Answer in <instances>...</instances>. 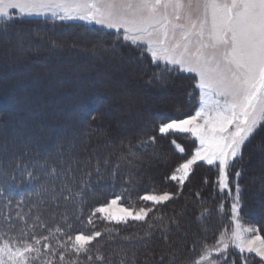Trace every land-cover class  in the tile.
Here are the masks:
<instances>
[{
	"label": "trees",
	"instance_id": "trees-1",
	"mask_svg": "<svg viewBox=\"0 0 264 264\" xmlns=\"http://www.w3.org/2000/svg\"><path fill=\"white\" fill-rule=\"evenodd\" d=\"M8 24L7 32L28 29L36 34L65 30L66 33L62 35H65L71 43L81 41L82 35H87L91 37V42L114 47L111 52L115 55L122 53L123 61H134L135 69L144 65L143 71L136 72V76L142 83L149 80L151 84L149 91L155 92L156 87L159 86V82L153 80V73L162 71L164 65L157 67L152 63L149 55L141 56V52L144 51L142 47L125 41L117 43L116 33L82 23H63L54 20L19 18L9 21ZM50 38L52 41L56 40L54 36ZM45 60L50 61V58ZM37 62L38 58L29 55L22 59L23 64L36 66ZM34 83L20 79L18 92L0 90V128L9 125L14 129L13 132L0 129V147H3L0 151V239L13 238L21 231L28 233V239L33 235L37 239L48 237L46 241L41 240L38 247L43 252H47L43 245L48 243L56 250L63 251L65 264L72 260H75L76 264H169L170 260L171 264H190L191 261L199 258L203 243L214 245L222 229L227 230L231 226L228 190L221 192L218 189V172L214 166L198 162L182 190L176 182L168 179L175 167L192 154L195 143L181 137L185 149V153L181 154L171 144L173 137L170 134L167 136L160 134L157 125L160 120L181 119L194 113L198 105V92L193 87L195 85L193 76L175 70L170 77L166 73L164 85L166 88L171 86L170 91L166 89L167 94L173 93V90L178 91L180 100L158 101L160 97L156 99L157 101L151 100L155 104L165 103V105L157 104L153 110H150L157 118H153L148 129L122 138L120 145H115L112 141L113 133L110 128L99 126L100 121L104 119L101 112L109 110V105L97 99L100 90L78 92L74 100L69 98L74 103L69 102L67 114L60 109L49 119H42L33 113L27 114V118H24V114L29 110L41 111L47 105L44 100H40L42 103L34 109L30 100L24 98L29 87ZM5 106H7L6 111L3 110ZM13 114H17V117L9 118V115ZM92 116H95V119H91ZM10 120L14 123L10 124ZM65 122L78 123L72 129L58 130ZM36 124H39L40 128L31 133L35 138L27 139L26 136H22L23 145L14 139L10 140V133L27 134L30 127ZM97 127H100L99 130ZM82 129L94 134L88 138L87 147L82 150L76 149L77 147L66 148L73 142L70 137L84 131ZM150 136L156 137L154 144L140 143L147 141ZM105 138L111 143L110 147L101 146V141H105L103 140ZM261 139H264V128H261L244 148L243 159L236 161L231 170L230 180L238 181L241 186L240 216L245 222L255 225L260 234L264 235V218L259 208L264 205V190H260V198L256 199L252 194L256 189L252 178L261 170L256 166L257 158L256 153L253 152V145ZM98 147L102 152L95 151ZM154 152L167 153L165 162L158 167L159 178L141 174L143 172L141 165H137L134 170L128 168L127 162L132 165L135 163L133 158L146 159ZM97 166L99 172L96 171ZM52 168H56V173H51ZM68 169L71 171L70 175L67 174ZM236 170L242 172L241 177L234 176ZM29 171L36 179L27 175ZM65 181L72 187L73 192L85 187L83 196L85 203H81L79 198H70L65 202L61 196L54 204L50 191L41 192L42 186L49 189L55 186L56 191L59 192ZM231 187L234 191V185ZM163 192L176 193L177 196L158 206L157 210L149 214L146 222L129 220L127 223H111L102 219L97 213L92 217L93 223L88 224L89 214L117 195L121 196L122 203L136 207L146 203L139 200V197L145 193ZM197 192L200 194L199 197L196 196ZM63 195H68V191L65 190ZM181 209L184 211L179 217ZM17 213L20 215L18 216ZM20 216L24 219L21 220ZM37 216L40 217L39 221L36 220ZM65 216L66 221L63 219ZM159 216H163L164 219H156ZM172 217L178 219L179 227L168 223L165 229V222L170 221ZM68 225H71V228ZM57 227L62 231L57 232ZM180 229L183 230V234L179 233ZM79 231H83L86 235L99 231L102 235L92 242L87 254L81 253L77 258L71 249L61 248L58 242L70 243L67 237L69 235L74 237ZM179 243H182L181 248L167 249L168 245ZM89 255L93 257L92 260H88ZM97 255H101L103 259L97 260ZM254 258L256 263L260 264V258L256 256Z\"/></svg>",
	"mask_w": 264,
	"mask_h": 264
},
{
	"label": "snow or ice",
	"instance_id": "snow-or-ice-1",
	"mask_svg": "<svg viewBox=\"0 0 264 264\" xmlns=\"http://www.w3.org/2000/svg\"><path fill=\"white\" fill-rule=\"evenodd\" d=\"M16 11L20 15L51 14L61 20L80 19L114 29L117 43L125 41L137 47L146 45L141 56L150 54L154 65H164L162 71L153 73V80L158 82H164L165 74L170 77L173 70L198 76L193 87L200 93L199 110L183 119L160 120L157 125L162 135L191 133L199 141V146L175 167L168 179L176 182L182 190L198 162L214 166L221 191L228 190L232 197L231 220L235 227L221 232L214 245L203 243L199 258L190 264H205L206 261L209 264H229L231 248L242 254L241 264H248V257L243 255L246 252L255 254L260 258V264H264V235L253 226H241V186L238 181L230 180L236 161L243 159L244 148L264 128V0H0V35H7L8 22L13 20L11 13ZM155 141L156 137L150 136L140 143L154 144ZM171 144L179 153H185L184 147L176 140L173 139ZM253 152L264 158V139L253 145ZM56 171V168L51 169L52 174ZM66 171L71 174L70 169ZM96 171L99 172V166ZM27 175L36 179L31 171ZM241 175L240 170L234 173L236 178ZM231 185H234V191ZM65 190L68 195H63ZM49 191L54 204L61 196L65 202L79 198L85 203V187L73 192L65 181L57 192L55 186L51 189L42 186L41 192ZM199 195L197 192L196 196ZM176 196V193L169 192L145 193L139 200L150 202L153 207L135 210L118 206L121 196L117 195L96 207L89 214L88 224L93 223L92 217L97 213L108 221L127 223L131 219L146 222L158 206ZM20 219L24 217L20 216ZM63 219L66 221L67 217ZM156 219L163 220L164 217ZM36 220L39 221L40 217L37 216ZM168 223L179 227L176 217L165 222V229ZM56 231L62 229L57 227ZM101 235L99 231L90 235L79 231L74 237H67L70 243L58 244L61 248L71 249L78 258L81 253L87 254L92 242ZM47 239H37L34 235L28 239V233L24 231L13 238L0 239V264H36L37 261L54 264L56 249L48 243L43 245L47 252L38 247L41 240ZM213 252L216 253L215 259H212ZM87 258L93 259L90 255ZM59 259L65 261L63 251L59 253ZM96 259L103 257L97 255ZM68 264H76V261ZM232 264H236L235 260Z\"/></svg>",
	"mask_w": 264,
	"mask_h": 264
},
{
	"label": "rangeland",
	"instance_id": "rangeland-1",
	"mask_svg": "<svg viewBox=\"0 0 264 264\" xmlns=\"http://www.w3.org/2000/svg\"><path fill=\"white\" fill-rule=\"evenodd\" d=\"M11 14L13 19L20 18L54 20L63 23L75 22L82 23L87 26H94L114 34L116 33V30L114 29H109L94 23H88L80 19L61 20L58 17L52 16L51 14L20 15L18 11ZM38 28L43 29L42 27ZM62 33H66V31L53 30L49 32L44 31L42 33L33 34L28 29H20L15 32L10 30L7 32V35H0V90L4 92H18L20 87V79L34 81V85L29 87L30 89H28L26 97L24 98H27L26 100H30V104L34 106V109L37 108V105L42 103H40V100H44L43 102H46L47 104L41 109V111H37V109L32 111L29 110L27 113H25L26 115L24 114V118H27V114L33 113L42 119H49L52 118L56 112H59L57 110L60 109H63V113L65 112V114H67L66 110L69 109V102L74 100L76 93L89 90H100L97 99L102 103L109 105V110L101 112V114L104 116V119L100 121L99 126H102L103 128H110L111 133H113L112 141L115 143V145H120L122 138L129 137L139 131L148 129L153 118H157L156 115L151 114L150 110H153L157 104L161 103L165 105V103L159 102L155 104L151 100L155 99V101H164V99H169L176 102L180 100V93L178 91H173V93L167 94L166 91L169 90V88L171 89V86L166 88L164 82H159V86L156 87L157 89L155 92L149 91L148 89H150L151 85L149 84V80L145 83H142V81L136 76V72L138 73L143 71L144 65H141L139 69H135L136 63L134 61H123L122 53H117L115 55V53L111 52L114 47H106L100 42H91V37H88L84 34L82 35L83 39L81 41L79 40L76 43H71L65 38V35H62ZM120 34L122 35L123 33L121 32ZM53 36L56 37V40L54 41H52L50 38ZM140 47L145 50L146 45H142ZM27 55L38 58L36 66L22 63V59ZM46 58H50V61L45 60ZM181 73L193 76L195 78V84L198 82L199 78L195 73ZM196 90L198 92V105L194 113L191 115H194L195 112L199 110L200 106V93L198 88ZM69 98L73 100H69ZM6 108L7 106H5L3 110L6 111ZM16 117L17 114L9 115V118L15 119ZM10 121V124L14 123L13 120ZM77 123L78 122H65L58 128V130L72 129L73 126H77ZM38 128H40V126L39 124H36L30 127L27 134L21 133L20 135L16 133L17 135H13L10 133V140L14 139L23 145L21 141L23 140L22 136H26L27 139L35 138V136L31 135V133H33V130ZM99 128L100 127H97V130H99ZM0 129H3L2 131L7 132L14 131L13 127L10 128L9 125H4ZM82 130L84 131L79 133L77 132L72 137H70V140L73 142L66 146V148L77 147L76 149L79 148V150H82L84 147H87L88 138L94 136V134L92 135V133L86 131V129ZM170 135L174 140H176L178 144L183 147L184 142L181 140V137H185L187 140L193 141V143H195V148L199 146V141L194 136H192L191 133H174ZM103 140L105 141H101V146H111V143L107 141L106 138ZM100 147L95 148V151L102 152ZM2 148L3 147H0V151ZM153 155L155 157L151 158ZM255 157L257 158L256 166L261 169L260 172L252 178V180L255 182L256 188L253 190L252 194L257 199L261 197L260 190H264V158H261L259 154H255ZM166 158V152H154L149 154V158L146 159H140L136 157L133 158V161L135 162L133 165L129 162L127 163L129 169L134 170L137 165H141L143 168V172L141 174L145 176L154 175L159 178L160 169L158 167H160V165L165 162ZM218 189L221 191L219 184ZM232 203V197L229 195V223L231 226L227 230L235 227V224L231 220ZM118 206L134 208L135 210H138L140 207H153L150 202H146L143 205H138L136 207H131L122 203L121 201H118ZM259 208H261V216L264 218V205ZM183 211L184 209H181L179 217H181ZM99 216L102 218V214H99ZM239 217L242 227L253 226L257 228L255 225L247 223L242 219L240 216V209ZM105 221L111 223H124L108 220ZM225 230L226 229L223 228L221 232H224ZM179 233L183 234V230L180 229ZM185 238L187 239V236H185ZM181 246L182 243L168 245L167 249L181 248ZM56 252L57 255L53 258L54 264H65V261H60L58 258V253H60L59 249H57ZM241 255L242 254H240L238 250L231 248L229 252V264H232L233 260H235L236 264H241ZM243 255L248 257V264H257L254 258L255 254L246 252ZM215 258L216 253L213 252L212 259ZM36 264H40V261H37ZM205 264H209V262L206 261Z\"/></svg>",
	"mask_w": 264,
	"mask_h": 264
},
{
	"label": "bare ground",
	"instance_id": "bare-ground-1",
	"mask_svg": "<svg viewBox=\"0 0 264 264\" xmlns=\"http://www.w3.org/2000/svg\"><path fill=\"white\" fill-rule=\"evenodd\" d=\"M131 85H132V84H131ZM173 91H174V90H173ZM167 96H168V95H167ZM167 96H166V97H167ZM178 96H179V95H178ZM169 97H170V96H169ZM164 100H165V99H164ZM172 102H173V101H172Z\"/></svg>",
	"mask_w": 264,
	"mask_h": 264
}]
</instances>
